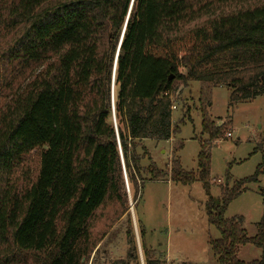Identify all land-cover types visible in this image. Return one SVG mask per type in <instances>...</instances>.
Segmentation results:
<instances>
[{"label":"trees","instance_id":"trees-1","mask_svg":"<svg viewBox=\"0 0 264 264\" xmlns=\"http://www.w3.org/2000/svg\"><path fill=\"white\" fill-rule=\"evenodd\" d=\"M194 81L208 136L198 172L182 166L180 139L169 173L143 166V140L175 138L191 120L187 110L173 122V111L178 84ZM223 85L231 106L264 93V0H0V264H97L124 216L126 257L108 264H141L126 175L137 205L146 182L168 174L209 193L212 142L225 132L209 109ZM37 148L34 177L26 156ZM259 150L254 174L229 186L228 171L221 198L206 203L220 264H264V208L254 236L244 216L225 217L264 173V140ZM138 228L144 263L159 264ZM247 244L261 257L240 259Z\"/></svg>","mask_w":264,"mask_h":264},{"label":"rangeland","instance_id":"rangeland-1","mask_svg":"<svg viewBox=\"0 0 264 264\" xmlns=\"http://www.w3.org/2000/svg\"><path fill=\"white\" fill-rule=\"evenodd\" d=\"M199 90L198 81L178 84L175 94L178 100L173 111V122L187 114V110L191 120L186 118V123L181 125V131L175 138L143 140L141 144L149 153L142 162L143 166L150 167L154 164L169 173L175 140L180 139L184 143L178 152L182 166L188 171L198 172L201 143L208 139V136L202 133L201 114L198 111ZM230 94L227 86L216 87L209 109L216 125L225 127L222 137L213 141L211 146L209 193L200 181L183 185L172 182L168 174L164 179L147 181L137 205L130 187H127L129 212L133 220L141 264L145 263L138 220L147 231L148 246L156 250L159 264H220L210 244L211 239L220 237V231L209 222L206 203L211 197L221 198L228 171L232 177L229 186H232L236 180L253 175L263 161L262 151L254 150L264 140V93L252 100L237 101L232 106ZM228 132L231 136L227 135ZM42 150L34 149L26 156L34 177L40 168ZM137 151L143 154L142 147ZM262 189L264 173L259 176L258 182L248 184V189L231 202L225 213L227 218L244 216L243 227L249 236L257 233V224L263 214ZM126 227V216L114 224L109 235L99 245L101 253L97 257V264H108L126 257ZM261 255L262 249L252 244L241 246L238 252V257L245 261L258 259ZM131 264L135 262L131 261Z\"/></svg>","mask_w":264,"mask_h":264},{"label":"water","instance_id":"water-1","mask_svg":"<svg viewBox=\"0 0 264 264\" xmlns=\"http://www.w3.org/2000/svg\"><path fill=\"white\" fill-rule=\"evenodd\" d=\"M116 127H117V124H116ZM124 170H125V165H124ZM126 181H127V187L129 189V184H128V180H127V175H126Z\"/></svg>","mask_w":264,"mask_h":264},{"label":"built area","instance_id":"built-area-1","mask_svg":"<svg viewBox=\"0 0 264 264\" xmlns=\"http://www.w3.org/2000/svg\"><path fill=\"white\" fill-rule=\"evenodd\" d=\"M175 107H176V106H173V108H175ZM227 135H228V136H231V133H230V132H228V133H227Z\"/></svg>","mask_w":264,"mask_h":264}]
</instances>
